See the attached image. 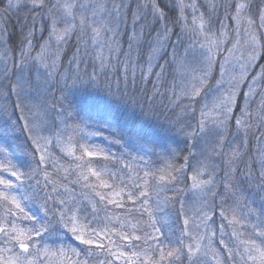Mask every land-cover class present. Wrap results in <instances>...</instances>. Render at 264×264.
Segmentation results:
<instances>
[{
    "label": "snow or ice",
    "instance_id": "1",
    "mask_svg": "<svg viewBox=\"0 0 264 264\" xmlns=\"http://www.w3.org/2000/svg\"><path fill=\"white\" fill-rule=\"evenodd\" d=\"M169 7L0 0V114L26 145H0V264H264V0ZM164 95L183 148L120 107Z\"/></svg>",
    "mask_w": 264,
    "mask_h": 264
},
{
    "label": "trees",
    "instance_id": "2",
    "mask_svg": "<svg viewBox=\"0 0 264 264\" xmlns=\"http://www.w3.org/2000/svg\"><path fill=\"white\" fill-rule=\"evenodd\" d=\"M14 24H15V21H13V25ZM13 25H10L9 29H10L11 40L13 43H15L16 41L19 40V32H18L17 28H15ZM260 62L264 63V60H262ZM115 79H116V77L113 76L112 77L113 88H115ZM120 87H121V89H123V83L122 82H121ZM142 87L146 89L147 94H151L152 90H153V83L150 80L147 84L142 85V82L137 79V86H136L135 90H133L132 85H131V78L129 76V87H128V89L131 91L130 95L135 94L138 99L142 98V94L140 92V89ZM162 91H164V90L162 89ZM104 99H105V97H104ZM12 103H14V100L12 101ZM145 103H147L146 100H145ZM167 104H168V96L167 95H164L163 97L157 96L156 99L153 101L154 111H153L152 115L148 116V117L142 115L139 106H137L135 109L124 108L123 105H120V107L123 111H125L127 113V115L130 117V119L133 120L136 124L141 125L142 127H144L145 130L153 132L157 136L160 143H173V142H175V144L179 148H183L184 145L182 142V138L175 134V128L170 127L166 121V118L168 120H170L175 115V113L173 111L166 108ZM177 111H179V109H177ZM9 112H11V108H9ZM18 115H19L18 113H15L12 116V119H16L18 117ZM3 117H6V119H8L7 114H5ZM185 119L187 120L189 118L186 117ZM8 123H9L8 124L9 128H12L11 127V120L8 121ZM15 132L20 133L21 135L23 134L21 132H17V131H15ZM229 139H231V137H229ZM19 141H20V139H18L16 141L13 140V143L16 145V147L19 146V144H21L23 142L25 143V139L23 142H19ZM94 142L104 144V142L99 140V139H95ZM0 145H4V146L8 147L7 145H5L3 143ZM25 147H26V145L24 144L23 150L25 149ZM9 149L11 151H13L12 148H9ZM111 150L114 152H117V153L119 152V149L117 146H112ZM253 152L256 153V141L255 140H252L251 143L248 145V153H251V154L245 155L243 157V162L238 163V166L240 168V172L237 173L238 177L242 176V174L248 170L247 166L249 164L254 165L253 171H255V168L258 167V165L254 164V159H250V157L255 156L253 154ZM152 159L156 160V157L153 156ZM157 163H158V161H157ZM191 163H192V161H191ZM215 163H217L218 165L223 167V158L216 159ZM247 186H248V184L245 183L244 187L247 188ZM77 195H79V193H77ZM187 201L190 202L189 200H187ZM187 201H186V203H187ZM258 205H259V199H257V207H258ZM144 219H147V217H145Z\"/></svg>",
    "mask_w": 264,
    "mask_h": 264
},
{
    "label": "rangeland",
    "instance_id": "3",
    "mask_svg": "<svg viewBox=\"0 0 264 264\" xmlns=\"http://www.w3.org/2000/svg\"><path fill=\"white\" fill-rule=\"evenodd\" d=\"M131 2L133 4H135V0H131ZM159 2H160L162 7L166 8V11H167V14L169 17L175 16V11H173L171 9V7H169L171 4H173L175 2V0H159ZM200 2L204 3L205 0H200ZM128 22H129V31H131V27H130L131 26V16H130V14H129V21ZM45 35H46V33H45ZM173 39H175V37H173ZM124 40H125L124 48L127 49V36L124 37ZM74 44H75V41H73V44L69 47L67 55L64 57L65 64L67 63L68 56H71V54H72V48L74 47ZM141 63H143V60L141 61ZM89 71H91V68H89ZM169 71H171V70H169ZM218 76H219V67L217 65V67L215 68L213 75L211 77V84L212 85H214L216 83V79ZM137 79L140 80L139 79V73H137ZM171 80H172V77H171V75H169L168 80L165 82V89L168 87V84L171 82ZM142 85H143V83H142ZM128 91H129V94H131V91L129 89H128ZM98 98L101 100H104V96H102V95L99 96ZM210 100H211V97H209V101ZM4 115L0 114V144L3 143L5 145H7L9 148L13 149V152H15L17 155H19L22 153L23 148H24L25 143L23 141L25 139V136H24V134L21 135L20 133H16L13 128H9L8 121H10V120L6 119V117H3ZM6 120H7V124L5 123ZM18 139H20L19 142H23V143L19 144V146L16 147V145L13 143V140L16 141ZM248 154H251V153H248ZM253 154L255 155V152H253ZM192 163L194 164L195 162L192 161ZM189 171H190V169H189ZM247 188H248V186H247ZM188 200L190 202H188V201H187V203L185 202L186 207L191 205L193 198L191 196H189ZM229 203H231V201ZM178 208H179V204L177 203V209ZM166 218L169 220L170 223L177 221L176 213L173 211H169L167 213ZM217 222L219 223V218H217ZM227 238L228 237L226 236L225 239H227Z\"/></svg>",
    "mask_w": 264,
    "mask_h": 264
}]
</instances>
